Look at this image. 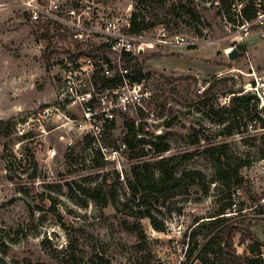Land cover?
<instances>
[{
	"label": "rangeland",
	"instance_id": "374dc122",
	"mask_svg": "<svg viewBox=\"0 0 264 264\" xmlns=\"http://www.w3.org/2000/svg\"><path fill=\"white\" fill-rule=\"evenodd\" d=\"M21 1L0 0V264H91L89 257L95 252L103 253L110 264H201L184 256L190 231L196 219L209 220L213 207L229 199L233 205L225 215L239 224L249 223L264 240V212L252 209L257 198L264 206V158L258 150L264 148L263 113L258 111L259 119L253 120L251 106L242 108L229 135L214 114L228 105L229 89L238 95L249 93L243 92V85L253 82L251 68L264 76V13L242 23L237 14L247 0H228L231 10L225 14L208 0H182L192 8L189 14L177 9V0L146 5L133 0V11L140 12L138 20L145 23L136 35L153 42L135 59L143 61L148 91L144 108L117 113L93 136L73 122L81 116L80 109L54 101L50 59L46 62L42 54L55 40L44 39ZM130 1L110 0L108 7L121 11ZM252 1L264 7V0ZM176 35L185 44L170 43ZM165 39L168 44L161 43ZM239 45L244 51L228 59L225 51ZM190 55H199L201 66L188 67ZM147 111H153V117ZM129 120L143 127L137 137L154 140L165 135L170 148L163 156H177L179 174L198 169L205 176L202 185H190L185 177L154 195L151 214L162 230L149 218L139 219L133 203L127 202V180L135 161L130 158L133 151L122 143ZM193 129L204 142L192 144ZM85 135H92L91 144L85 143ZM219 144L227 146L228 162L243 164L240 183L222 187L211 182L214 162L205 152L191 160L180 157L185 151ZM144 146L149 147L140 144L134 150ZM94 157L105 162L101 168ZM155 158L152 153L144 157ZM34 167L36 176L31 178ZM102 176L110 185L108 193L117 196L118 208L100 206L77 193L76 184L93 186ZM206 223L195 229L200 245L209 235ZM233 241L236 252L246 255L248 242L241 243L239 234Z\"/></svg>",
	"mask_w": 264,
	"mask_h": 264
},
{
	"label": "trees",
	"instance_id": "16d2710c",
	"mask_svg": "<svg viewBox=\"0 0 264 264\" xmlns=\"http://www.w3.org/2000/svg\"><path fill=\"white\" fill-rule=\"evenodd\" d=\"M155 0H137V4L146 5L148 3L154 2ZM216 2L220 12L223 14L229 13L231 10V4L228 0H208ZM176 7L182 10L184 13L189 14L192 11L191 7L182 3V0L176 1ZM256 5L252 0H247V2L241 7L239 13L237 14L240 17V22H250L256 19L258 12L264 13V7L261 5ZM172 8V11H174ZM140 17V12L133 13V20L130 26V32L133 34H140L141 30L145 28V23L143 20H138ZM52 31H55L58 35H61V32L58 28L45 27L42 35L48 37ZM237 49L244 51L242 46H237ZM43 52L42 57L46 60H49L48 51ZM151 53L150 55H152ZM142 52H139L137 55H132L130 53H124L123 59L125 66L128 67L132 74L128 75L131 80L140 81L144 77L143 73V61H135L138 56H141ZM148 55V56H150ZM147 56V58H148ZM239 91L229 89L228 94H232L229 99L227 106L221 107V113L214 112L218 116L216 120L217 123L224 126V133L229 135L232 133V129L236 123V118L240 114L242 108L251 106V115L252 119H259L258 110H257V100L254 95L247 93L238 95ZM207 114H210L209 112ZM127 132L122 136V143L126 146L128 150H132L133 153L130 155L131 159H134V163L131 167L130 178L127 180V188L130 190L127 196V202H132L133 206L136 208V216L141 218H149L153 227L157 230H162L163 228L160 225H157L153 215L151 214V205L152 199L155 194L161 193L168 186L177 185L183 178H188L190 185L199 186L204 184L205 176L198 169H191L189 171H184L179 174L180 163L177 161V156H163V154L169 150V143H167L165 135H156L154 140L152 138L148 139L144 136L137 137V135L144 132L142 125H135L134 120H129L126 123ZM195 131V132H194ZM198 130L193 129L191 133L192 144H199L204 142L205 138L198 135ZM0 134L1 129H0ZM137 138V139H136ZM85 143L87 145L93 142V137L91 135L84 136ZM264 142V141H263ZM140 144H147L149 147L145 148L140 147L137 150H134ZM227 146L225 144L211 145L210 147H204L201 151L200 149H194L193 151H185L180 155L182 160H191L195 155L199 154L198 152L207 153L211 156L214 162L213 168V179L211 182H216L220 186L225 187L230 184H238L242 181L240 174V167L242 163L233 164L228 162L229 156L226 151ZM260 155L264 158V148L258 147ZM99 154V151H97ZM149 153H152L155 159L152 161L150 159H144ZM101 158V157H100ZM94 164L101 168L104 165V161L98 160V157H94ZM36 176V167L33 168L31 172V178ZM119 176L117 175V178ZM11 180L18 186V190L25 192L23 187H19L18 182L11 177ZM109 183L106 181V178L101 177V181L95 185H86V184H76V190L78 194L85 196L96 204L100 206H107L111 204L118 208V198L115 195L109 194ZM117 200V201H116ZM256 207H259V212H264V206L259 202V199H254ZM122 205L125 203L121 202ZM233 202L231 199L228 201L222 202L221 204H216L209 216V220H202L204 217H200L195 220L194 227L190 231L187 240V249L184 252V256L188 260L192 257L198 259L201 264H264L262 258L260 257L261 248L264 247V240H260L259 237L252 231L251 225L239 224L235 221L230 220V218L225 215L227 209H231ZM236 205V204H234ZM254 206V205H252ZM244 209L243 203H240L238 210ZM231 211V210H230ZM209 225V235L206 237L204 242L200 245L198 237L200 233H196L195 229L199 224ZM124 222H120V226ZM127 228V227H123ZM136 228L140 229V233L143 235L140 223H136ZM236 234H239L240 242H248L246 245V255L241 256L236 252L234 246V237ZM89 262L91 264H110V261L104 257L103 253L95 252L89 257Z\"/></svg>",
	"mask_w": 264,
	"mask_h": 264
},
{
	"label": "built area",
	"instance_id": "2783aa9c",
	"mask_svg": "<svg viewBox=\"0 0 264 264\" xmlns=\"http://www.w3.org/2000/svg\"><path fill=\"white\" fill-rule=\"evenodd\" d=\"M108 1H21L23 11L41 33L45 27H55L61 32L58 36L52 31L44 38L55 40L44 47L50 53L54 101L80 109L81 116L73 122L78 130L93 132V136L99 132L101 123L113 121L117 113L144 108L143 97L148 94L144 79L129 78L132 73L125 66L123 54L137 55L140 50L152 47L153 42L142 41L140 35L130 32L135 12L133 0L121 11L109 8ZM261 14L258 12L256 18H261ZM171 40L174 45L186 42L178 35ZM161 43L168 44V40ZM251 71L253 82L243 85V92L255 96L257 110L264 116V76L252 68ZM147 112L153 117V111ZM50 152L54 154L53 150ZM263 250L260 257L264 262Z\"/></svg>",
	"mask_w": 264,
	"mask_h": 264
},
{
	"label": "crops",
	"instance_id": "0c3cea01",
	"mask_svg": "<svg viewBox=\"0 0 264 264\" xmlns=\"http://www.w3.org/2000/svg\"><path fill=\"white\" fill-rule=\"evenodd\" d=\"M178 51H196V49H189V50H187V49H185V48H179L178 49ZM178 54H180L179 55V57H181V56H183V57H186V55L184 54V53H178ZM184 54V55H183ZM188 58L191 60L189 63H187V64H189V66L188 67H197V66H201V58H200V56L199 55H190V56H188ZM169 60H177L175 57H170V59ZM166 65L167 64H169V62L168 61H165L164 62ZM175 65V64H174Z\"/></svg>",
	"mask_w": 264,
	"mask_h": 264
},
{
	"label": "water",
	"instance_id": "95a60500",
	"mask_svg": "<svg viewBox=\"0 0 264 264\" xmlns=\"http://www.w3.org/2000/svg\"><path fill=\"white\" fill-rule=\"evenodd\" d=\"M139 52H142V50ZM225 53L227 58L230 60L235 59L239 54L237 47H230L225 51Z\"/></svg>",
	"mask_w": 264,
	"mask_h": 264
}]
</instances>
